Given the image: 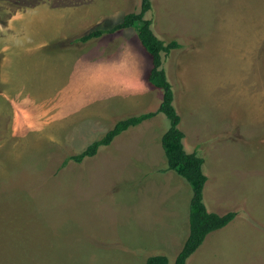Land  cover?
Instances as JSON below:
<instances>
[{
  "label": "rangeland",
  "instance_id": "374dc122",
  "mask_svg": "<svg viewBox=\"0 0 264 264\" xmlns=\"http://www.w3.org/2000/svg\"><path fill=\"white\" fill-rule=\"evenodd\" d=\"M93 2L0 0L1 58L10 61L15 50L20 67L36 57L40 64L47 57L71 67L66 56L73 64L85 43L66 45L53 40L57 35L75 39L98 27L110 29L142 5V0ZM70 3L98 7L80 33H74L81 24L69 12L51 9ZM152 4L145 18L154 33L181 45L163 53V67L185 149L204 159V203L209 212H237L207 236L187 264H264V0ZM114 33L120 34L110 45L116 53L122 50L117 46L122 54L127 47L136 53L137 82L128 98L109 99L108 93L106 100L88 101L83 112L62 119L50 116L63 101H43L44 111L32 106L33 122L16 116V107L26 111L24 102L12 108L10 101H0V264H147L154 255L174 264L189 236L193 188L176 171H164L162 136L170 127L164 113L81 163L71 159L119 120L157 111L162 103L163 89L148 80L152 60L136 28Z\"/></svg>",
  "mask_w": 264,
  "mask_h": 264
},
{
  "label": "crops",
  "instance_id": "0c3cea01",
  "mask_svg": "<svg viewBox=\"0 0 264 264\" xmlns=\"http://www.w3.org/2000/svg\"><path fill=\"white\" fill-rule=\"evenodd\" d=\"M89 1L93 2V0ZM93 3L88 7H80L76 4L72 5L71 3L69 5L65 4V6L50 5L53 7L51 9H64L65 13L69 12L68 17L75 18L78 24H81L74 30V33H77V31L80 33L85 29L83 26L85 27L88 23V18L96 15L98 12V7H93ZM95 4L98 5V3ZM99 4L102 5V3ZM86 8L91 9L88 11ZM27 9L29 8L27 7ZM30 10H32L31 7L29 11ZM26 11L28 12V10ZM26 11L24 13H26ZM91 11L95 12L93 13ZM102 12L104 13V11ZM106 15L107 19L110 20L111 15H108V12ZM101 16L102 17L97 18L96 24H100L103 21L104 14ZM111 20H113V17H111ZM114 34V32H106L102 37L95 38L85 43L83 49L77 53L78 56L73 64L71 63L70 56L64 55L68 59L67 64L71 67L61 66L57 63H49L47 57H43L46 59L41 62V64L38 60L39 57H36V61L26 63L27 66L24 65L25 67H22V64L20 67L21 62L17 60L19 56L16 57L15 50L12 52L11 56L13 60L10 59V61L4 62L0 56V101H10L13 107L11 105L9 106L12 108L24 102L26 111H24L22 107H16V116L18 112L24 119L22 122H33L35 119L33 117L34 112H32V106L38 105L39 110L37 111H44L43 108H40L41 102L43 101H63L61 103L57 102V105L60 107L50 116V118L54 117V119H56L58 113V117L62 119L83 112V109L88 105V101L106 100L104 97L108 93H110L109 99L111 97L116 99L120 96L128 98L130 92L127 90L135 86L137 82L136 53L134 52L135 50L129 53L128 51L132 50V48L127 47L126 53L122 54L123 48L121 46H117L116 50H122L116 53L113 46L110 47V45L115 39L120 37V34ZM75 36L76 35H71L69 33L60 34L53 40L60 39L67 42ZM70 44L71 43H67L66 45ZM88 46L90 51L88 49L85 50ZM33 59L35 60V58ZM47 62L48 67L46 64ZM30 70L33 72L26 78V72ZM144 70V67H142V70H138L139 74L141 73L139 77L142 79L145 75ZM143 72L144 74H142ZM27 79H30V81ZM41 82L45 84L44 89L40 87ZM142 83H145V81ZM48 86L51 88L55 87L56 91L53 93L52 89L47 88ZM123 91L124 93H121ZM25 101H30L34 104H27ZM11 116L12 115H10V117ZM13 117H15V114ZM18 133L19 131L13 130L14 136H18Z\"/></svg>",
  "mask_w": 264,
  "mask_h": 264
},
{
  "label": "trees",
  "instance_id": "16d2710c",
  "mask_svg": "<svg viewBox=\"0 0 264 264\" xmlns=\"http://www.w3.org/2000/svg\"><path fill=\"white\" fill-rule=\"evenodd\" d=\"M152 6V0H142L140 12L126 14L119 23L110 29L104 30L98 27L72 40L73 43H86L106 32L111 33L121 29L136 28L139 40L152 60L148 80L150 84L163 89V100L157 111L132 115L119 120L101 138L95 140L83 152L72 156L71 159L81 163L85 158L95 156L102 146L112 144L123 132L139 126L159 113H164L170 120V127L162 136V146L168 164L164 171H176L193 188L189 215L190 233L174 263L187 264L188 258L203 244L207 236L211 232L227 226L237 216V212L230 211L223 215L209 212L204 203V188L208 181V177L203 170L204 159L196 152L189 153L185 149L183 143L185 134L179 128L181 117L173 105V86L169 82L163 67V53H170L172 50L180 48L181 45L176 40L166 43L154 33L151 28L152 21L145 18L146 13L151 10ZM147 264H170V262L166 255H154L147 259Z\"/></svg>",
  "mask_w": 264,
  "mask_h": 264
},
{
  "label": "clouds",
  "instance_id": "9594fccd",
  "mask_svg": "<svg viewBox=\"0 0 264 264\" xmlns=\"http://www.w3.org/2000/svg\"><path fill=\"white\" fill-rule=\"evenodd\" d=\"M76 38H77V37H76ZM72 40H73V39H72ZM72 40L67 41V42L73 44ZM65 43H66V42H65ZM74 43H75V42H74ZM86 43H87V42H86Z\"/></svg>",
  "mask_w": 264,
  "mask_h": 264
}]
</instances>
